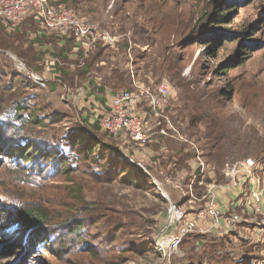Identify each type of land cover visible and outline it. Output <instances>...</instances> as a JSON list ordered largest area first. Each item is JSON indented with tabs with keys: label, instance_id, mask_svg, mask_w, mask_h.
Masks as SVG:
<instances>
[{
	"label": "rangeland",
	"instance_id": "obj_1",
	"mask_svg": "<svg viewBox=\"0 0 264 264\" xmlns=\"http://www.w3.org/2000/svg\"><path fill=\"white\" fill-rule=\"evenodd\" d=\"M58 1H66L67 8L75 9L81 18L118 38L114 48L96 45L89 49L88 42H75L89 51L80 59L72 54L69 63L78 58L81 70L83 63V67L88 62L93 65L91 84L101 77V83L106 81L114 70L128 74L129 85L122 90L132 89L133 70L135 79L145 87L168 86L170 97L159 96V112L165 120L155 118L145 103L140 108L149 113L150 124H157L154 130L173 133L180 142H161L162 152L154 141L138 145L108 135L98 128L100 114L80 105L81 97L89 92L76 87H81V78L85 82L88 78L79 74V80H73L70 76L71 82L68 75H55L52 79L59 88L51 89L54 80H48L47 88L36 92L30 109L36 117L54 121L33 128L30 139L39 147L71 157L66 139L78 134L75 131L83 132L107 145L121 160L144 170L148 181L134 182L139 171L124 176L121 165L115 173L104 169L108 167L105 161L93 166L83 159H69L75 168L67 174L57 173L53 160L40 158L28 176L18 169L17 160L0 156V264H248L234 261V255L241 254L235 251L241 247L250 249L249 243L231 237L226 241L232 254L221 258L214 235L208 237L211 234L205 235L204 246L196 252L193 239L182 243L171 256L168 248L176 227L172 204L187 212L204 209L209 189L229 181L223 174L227 164L247 159L264 164V0ZM8 33L4 31V35ZM101 51L102 57L96 59ZM18 65L9 51L0 50L2 120L12 108L9 88H14L15 96L25 92L20 81L11 82L16 67L25 69ZM58 65L56 60L50 67ZM184 144L191 147L187 170L193 172L185 181L173 172L177 160L185 165L178 156ZM99 151L98 146L95 153ZM197 154L205 167L196 185ZM193 181L191 190L187 185ZM34 208L48 216L38 230L41 243L34 238L37 230L26 233L16 224L21 211ZM76 224L81 231L71 238L67 233Z\"/></svg>",
	"mask_w": 264,
	"mask_h": 264
},
{
	"label": "built area",
	"instance_id": "obj_2",
	"mask_svg": "<svg viewBox=\"0 0 264 264\" xmlns=\"http://www.w3.org/2000/svg\"><path fill=\"white\" fill-rule=\"evenodd\" d=\"M29 20H33L41 32L56 34L62 39H74L78 44L88 42L94 45L100 42L106 47L114 48L118 42L116 36L81 18L75 9L56 7L51 0H0V21L9 31L18 30ZM131 74L132 89L121 90L113 96L109 110L97 120L100 129L112 137L129 139L140 145L155 142L157 134L171 137L172 135L164 129L154 130L157 124L148 122L149 113L139 110V106L145 103L152 109L155 118L165 120L166 117L159 112V108L161 99L171 95L169 87L165 84L156 85L154 89L145 87L135 79L133 70ZM33 80L43 88L47 86L46 82L37 76H34ZM160 124L159 122L158 126ZM181 139L188 142L184 138ZM196 156L199 161L194 175L197 185L205 164L200 154ZM258 171L264 173V164L255 159L227 164L223 174L229 180L228 184L212 186L209 189L204 198L207 200L204 209L187 212L172 204V223L176 224V227L169 243V256L178 251L184 238L190 235L197 232L201 235L211 234L222 228V225L225 228H222L221 234H228L243 222L241 215L234 211L224 213L221 210L217 201L219 193L232 192L238 199H244L242 205L246 210L264 215V175L258 176ZM195 183H189L188 187L192 190ZM230 206L233 207V202Z\"/></svg>",
	"mask_w": 264,
	"mask_h": 264
},
{
	"label": "crops",
	"instance_id": "obj_3",
	"mask_svg": "<svg viewBox=\"0 0 264 264\" xmlns=\"http://www.w3.org/2000/svg\"><path fill=\"white\" fill-rule=\"evenodd\" d=\"M20 28L21 29L17 30L15 34L12 35L10 32L8 33L7 28L0 21V50L6 52L9 51L14 61L19 63V65L20 64L23 65L22 67L25 68V69L22 68L24 70V74H21V71L23 70L19 68L20 67L19 65H18L19 67H16L18 70H15V74L17 75L15 81L18 82L21 79H25L27 82H29L26 86V91L31 93L30 100H34V101L38 95L36 92L45 90L43 87L39 86L37 83L34 82L33 80L34 76L43 79L46 83L50 82L48 80H54L51 81L50 83V88L53 90L56 87L57 89L59 88V86H57L56 80L52 79L55 75L58 76V78L61 77V75H64V77L68 75L69 76L68 79L70 81H71L70 76L71 77L74 76L75 78H73V80L74 79L79 80V76L77 75L80 74L83 76L84 74L83 70H85L86 66L83 67L84 66L83 63L81 66L82 68L81 70L77 62L78 58L80 59L82 57L83 52L86 54L91 47H95L96 45H98L97 43H95L94 45L87 46V48H89L87 50L85 48L86 45L85 47H82L79 46L82 44L79 45H77L76 43L74 44V42L69 41V39H60L51 34L41 32L38 26L32 20L27 21ZM4 31L7 32L9 35H4ZM10 36L13 37L10 38ZM76 45L79 46V48H75ZM85 50H87V52H85ZM77 51H79V53H76ZM72 54L78 57L77 59L74 58L73 64L69 63V61H71ZM54 56L56 57L54 58ZM56 60H58L59 65L57 68L52 69L50 66L53 65V62H56ZM70 66H74L75 70L71 71ZM90 75H91V71H89L85 75V77L88 78V82H85V80H82L81 78L80 79L81 87L80 88L76 87L77 89L85 88V90H88L87 93L89 92L86 96L81 97L80 105L83 108H86V110L93 108V111H91V113L97 112L98 114L103 115L110 108L111 97L114 95V92L111 86L106 85L105 80L101 83V80L103 79L102 77L99 79V82L98 80H96L93 84H91L92 82L89 83V81H91L90 80L91 77H89ZM31 82L35 83L36 86ZM86 83L88 84L86 85ZM75 84L78 85V83ZM86 87H88V89H86ZM45 88H47V86ZM101 88H105L106 92L105 93L99 92L98 89ZM124 90H130V89H124ZM91 104H93L94 106L91 107ZM139 110H142L140 106H139ZM149 112H151V110H149ZM170 135L174 136L173 133H170ZM173 140L176 142H180L175 137H162L157 134L155 136V142H156L155 145L160 144V150L164 152L163 144H161V142L164 143V141H173ZM184 145H183L184 146L183 152L185 154L188 153L191 154V152L189 151L191 150V147L186 144ZM191 157L187 158L188 161L187 159L185 160L184 166L180 165L181 166L180 169H178L180 167L178 165V160L175 162V167L173 168V172L176 171L174 174L176 178H180L181 180L185 181L187 177L189 178V176L193 175L191 169L189 170L190 172L189 174L187 170L188 169L187 167L190 168L189 162ZM177 170H179V173ZM257 175L262 177L264 173L258 171ZM171 176L173 177V175ZM190 180L191 179H189L188 181L190 182ZM228 182L221 185L222 186L227 185ZM188 183H186L185 185H187ZM217 201L221 210L224 213H230L234 211L236 214L241 215L243 219V222L240 225H238L235 228V231L233 232H230L228 234H221L222 228H225L222 225V228L215 230L214 232L211 233V235L206 234L208 235V237L214 235L213 238L223 241L224 243L223 251H219V255L232 254L230 249H228L229 243L226 241L227 237H231L234 240L240 239L241 241H247L249 243L247 246L251 247L248 250L245 248V246L241 247L242 251L236 249L235 251L241 252V254L234 255V261L240 263L244 261H248L251 264H263L264 249L261 251L260 250L257 251V249L259 247L264 248V215H258L251 211L246 210L245 206L242 205L244 203V199H238L234 195V193L229 191L227 193H219ZM232 202H233V207L230 206V203ZM202 237L204 240L206 239L205 235H202ZM244 250H247L246 252L248 253H244L243 252Z\"/></svg>",
	"mask_w": 264,
	"mask_h": 264
},
{
	"label": "trees",
	"instance_id": "obj_4",
	"mask_svg": "<svg viewBox=\"0 0 264 264\" xmlns=\"http://www.w3.org/2000/svg\"><path fill=\"white\" fill-rule=\"evenodd\" d=\"M51 1L54 3L56 7H65V8L69 7L66 5V1L63 2L58 0H51ZM217 7L219 6L217 5ZM216 16L219 18V20L222 18L221 15L218 13H216ZM69 41H73L74 43L76 42L74 41V39H69ZM97 44L106 47L102 43H97ZM102 51L98 53L97 57H95L96 59L102 57L101 55ZM85 66L86 67L85 70H83L84 73L83 76H85L90 71L93 65H91L88 62ZM224 71H221L219 74H221ZM16 76L17 75L15 74V72H13L11 82L15 81ZM125 76L124 73H120L119 71L112 70L111 75L107 77V80L105 82L107 86H111V88L113 89L114 92L113 96H115L119 91H121L122 88L127 87V85H129L127 80L125 79ZM19 81L21 82L20 85L23 88V91H25L24 95H20V93H18L15 96L14 93H12L14 88L8 87L9 88L8 91L10 93L9 96L11 100L9 104L11 105L12 108L10 110V113L5 116L6 117L5 120L0 119V156H2V158H7V159L14 158L15 160H17V167L23 173V175L27 174L29 176L30 173L34 172L35 168L33 169L32 164L37 163V160L40 158L45 162L48 161L50 162L51 160H53L51 161L53 162L51 164L56 169L57 173L63 172L67 174L72 173L73 169L75 168L73 167V165H70L68 163L69 159L72 161L75 160L78 161L80 159L81 160L83 159L86 161H90L93 166L100 165L101 163L100 161H105L108 163V167L106 165L104 166L105 168L104 167L103 168L114 170L115 173L118 170V166L121 165L120 167L121 175L124 176L125 175L128 176L131 170L139 171L141 172V174L138 175V178L134 179V182L145 184V182L148 181V177L144 175L145 174L144 170H142L135 164L121 160L118 157V155H116L115 153H113L111 149H109L107 145L102 144L94 136L91 135L87 136L83 132L75 131L74 133H78V134H75L71 136L69 139H66L67 144L70 146L71 152H73L71 157L68 154L63 155L60 151L47 150L44 149L43 147H39L36 143H34L30 139V135L34 131L33 128L38 126L41 127L43 126V122L54 121V119L45 118L44 120L41 117H36L35 113L30 111L33 101L30 100L31 93L26 91V86L29 82H27L25 79ZM33 84L36 86L35 83ZM98 91L101 93L103 92L105 93L106 89L101 88L98 89ZM113 96L111 97V100ZM97 125L99 128L100 127L99 123H97ZM7 130H9V132H7ZM6 134H9V137H7ZM98 146L100 147V151L99 153H95V150L97 149ZM183 148L178 152V156L179 157L181 156L182 161L192 156V154L190 153L185 154L183 152ZM107 156L109 158H107ZM28 163H29V167L27 166ZM182 164L183 163L178 162L179 166ZM29 170L31 171L30 173L28 172ZM47 218L48 216L43 212L42 209L39 208H34L31 210L28 209V210H23L18 214V219L16 224H18V226L20 227L19 229L21 231L23 232L26 231V233H28L29 230H37V233L34 234L35 236L34 238L41 243V241L38 238L39 236L38 230L39 228H41L43 224L47 222ZM64 225L65 226L68 225V222H65ZM80 227H81L80 224H76L68 231L67 233L68 236H70L71 238L79 236V232L81 231V230L79 231ZM57 233H58L57 236H59V240H62L60 231H57L55 234ZM4 237L8 238L9 235L5 234ZM192 239L194 241L196 240L195 243L193 244V251L195 252L196 250L199 251L201 247L204 246L205 240L203 239L202 235H198V236L190 235L184 238L183 243L186 241H191ZM213 240H214V247L217 251V254L219 255V251H223L224 243L222 240H218L215 238ZM221 256L222 255H220V258ZM198 264H202V262ZM248 264H250V262Z\"/></svg>",
	"mask_w": 264,
	"mask_h": 264
},
{
	"label": "water",
	"instance_id": "obj_5",
	"mask_svg": "<svg viewBox=\"0 0 264 264\" xmlns=\"http://www.w3.org/2000/svg\"><path fill=\"white\" fill-rule=\"evenodd\" d=\"M172 206V205H171Z\"/></svg>",
	"mask_w": 264,
	"mask_h": 264
}]
</instances>
